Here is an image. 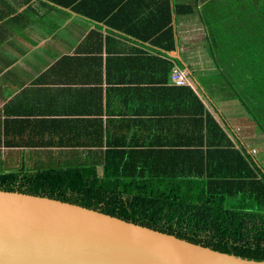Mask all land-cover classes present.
Segmentation results:
<instances>
[{
	"label": "crops",
	"instance_id": "crops-1",
	"mask_svg": "<svg viewBox=\"0 0 264 264\" xmlns=\"http://www.w3.org/2000/svg\"><path fill=\"white\" fill-rule=\"evenodd\" d=\"M249 5L0 0V169L52 160L78 165L106 150L147 147L162 131L161 121L174 117L178 104L165 90L183 87L173 83L174 70L185 73L205 106L219 113L237 146L255 156L258 150L240 134L244 124L257 138L255 125L236 108L227 115L222 105L233 101L204 88L217 68L218 14L226 23L248 15Z\"/></svg>",
	"mask_w": 264,
	"mask_h": 264
},
{
	"label": "trees",
	"instance_id": "trees-1",
	"mask_svg": "<svg viewBox=\"0 0 264 264\" xmlns=\"http://www.w3.org/2000/svg\"><path fill=\"white\" fill-rule=\"evenodd\" d=\"M249 1L248 15L221 24L218 14L217 68L204 88L223 101H237L264 135V0ZM246 27L250 33H243ZM165 64L171 71V63ZM165 90L178 105L147 147L106 150L78 165L52 160L4 167L0 190L78 204L264 262V167L237 146L219 113H212L190 86Z\"/></svg>",
	"mask_w": 264,
	"mask_h": 264
},
{
	"label": "water",
	"instance_id": "water-1",
	"mask_svg": "<svg viewBox=\"0 0 264 264\" xmlns=\"http://www.w3.org/2000/svg\"><path fill=\"white\" fill-rule=\"evenodd\" d=\"M0 264H264L78 204L0 190Z\"/></svg>",
	"mask_w": 264,
	"mask_h": 264
},
{
	"label": "rangeland",
	"instance_id": "rangeland-1",
	"mask_svg": "<svg viewBox=\"0 0 264 264\" xmlns=\"http://www.w3.org/2000/svg\"><path fill=\"white\" fill-rule=\"evenodd\" d=\"M222 107L224 108V111L226 112L227 115H230V110L232 112H234L235 109H233V108L238 109V111H239L238 113H243L242 109H241V107L237 101L230 102L229 104H224V105H222ZM238 120H239V118L234 116L233 122H234V124L236 123L235 125H237V124L240 125L241 121L238 122ZM242 126L243 127L239 126L241 129L240 134H242L244 136L246 143L249 144L250 147H255V149L258 150V153L255 155V157L260 160L262 165H264V135L261 134L260 132H258L257 138L249 137L247 135L244 124H242Z\"/></svg>",
	"mask_w": 264,
	"mask_h": 264
},
{
	"label": "built area",
	"instance_id": "built-area-1",
	"mask_svg": "<svg viewBox=\"0 0 264 264\" xmlns=\"http://www.w3.org/2000/svg\"><path fill=\"white\" fill-rule=\"evenodd\" d=\"M172 80L176 86H189L190 85L188 76L179 70L173 71Z\"/></svg>",
	"mask_w": 264,
	"mask_h": 264
}]
</instances>
